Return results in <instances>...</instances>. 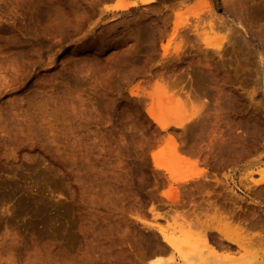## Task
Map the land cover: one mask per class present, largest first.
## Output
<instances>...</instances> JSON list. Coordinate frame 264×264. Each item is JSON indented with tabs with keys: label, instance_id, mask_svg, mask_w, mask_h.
Masks as SVG:
<instances>
[{
	"label": "rangeland",
	"instance_id": "rangeland-1",
	"mask_svg": "<svg viewBox=\"0 0 264 264\" xmlns=\"http://www.w3.org/2000/svg\"><path fill=\"white\" fill-rule=\"evenodd\" d=\"M109 1L0 0V264H264V0Z\"/></svg>",
	"mask_w": 264,
	"mask_h": 264
},
{
	"label": "bare ground",
	"instance_id": "bare-ground-1",
	"mask_svg": "<svg viewBox=\"0 0 264 264\" xmlns=\"http://www.w3.org/2000/svg\"><path fill=\"white\" fill-rule=\"evenodd\" d=\"M225 1H226V0H225ZM229 1H230V0H229ZM242 1H244V0H232V4H234V5H232V6H233V9H234V13H235V15H237L238 18H239L240 16H242V15H243V16L246 15V14L244 15L243 12H242V11H244V9L246 8V7L244 8V6H243V4H242ZM245 1H246V0H245ZM155 2H157V1H156V0H138V1H132V2L129 1V2H128V1L121 0V1H120L116 6H114V7H110L109 5H104L103 8H104L105 11H110V10H114V11H124V10H129V9H131V8H133V7H136V6H145V5L153 4V3H155ZM227 2H228V0L226 1V3H225V2H224V3L228 5L229 2H228V3H227ZM244 3H246V2H244ZM227 5H226V6H227ZM230 5H231V2H230ZM230 5H229V7H227V8L229 9V10H227V11H231V12H232V10H231L232 7L230 8ZM236 5H239V6H240L239 8H241V9L244 8V9H243V10L238 9V8H236V7H238V6H236ZM246 5H247V3H246ZM257 7H259V6H257ZM58 9H59V8H58ZM76 9H77V8H76ZM254 9H256V8H254ZM59 10H60V9H59ZM77 10H78V9H77ZM46 11H47V10H46ZM60 11H61V10H60ZM209 11H210V9H209ZM245 11H248V12H245V13H247V15H248V19H252V18H249V16L252 15V14L249 15V12H251V11H249V10H245ZM61 12H62V11H61ZM231 12H230V13H231ZM211 13H213V11H210V14H211ZM251 13H253V9H252V12H251ZM57 14L59 15V13H57ZM232 14H233V13H232ZM212 15H216V14L213 13V14H211V16H212ZM235 15H234V16H235ZM216 16H217V15H216ZM216 16H214V18H215ZM243 16H242V18H243ZM244 19H245V18H244ZM244 19H240V20H244ZM246 19H247V18H246ZM211 20L213 21V18H212ZM216 21H218V20H216ZM216 21L214 20L213 23L215 24ZM249 21H250V20H249ZM251 21H253V19H252ZM251 21H250V22H251ZM214 24H212V26H213ZM250 24H251V23H250ZM252 24H253V23H252ZM175 26H176V25H175ZM216 26H218V24H217ZM216 26H213V28L216 27ZM218 27H219V26H218ZM176 28H177V27H176ZM176 28H175L173 31H176ZM214 29H215V28H214ZM216 29H217V27H216ZM220 29H221V26H220ZM220 29H219V30H220ZM223 29H225L224 26H223ZM223 29H221V30H223ZM219 30H218V31H219ZM215 31H217V30H215ZM256 32H257V31H256ZM252 34H253V32H252ZM258 34H259V36H260V38H261V35H262V34H261L259 31L257 32V35H258ZM260 34H261V35H260ZM231 35H232V34H231ZM231 35H228V36H226V37L223 36V37H224V38L222 37L223 39H222V38H219V39H221L222 41L225 40L224 42H227V43H229V44H231L232 42H233V43L235 42V44H236V42H237V44H238V40L233 39V38L231 37ZM244 35H245V34H244ZM232 36H234V35H232ZM245 36H246V35H245ZM259 36H258V38H259ZM238 37H239V36H238ZM238 37H237V38H238ZM255 37H256V39H257L256 34H255ZM263 37H264V35H263ZM234 38H235V37H234ZM244 38H245V37H244ZM260 38H259V39H260ZM246 39H247V37H246ZM262 39H263V38H262ZM217 40H218V39H217ZM221 40H219V41H221ZM232 40H233V41H232ZM243 40H244V39H243ZM215 41H216V40H215ZM246 41H248V39H247ZM260 41H261V40H259V43H263V42H264L263 40H262L263 42H262V41L260 42ZM216 42H218V41H216ZM239 42H240V41H239ZM242 42H243L244 44H243ZM209 43H210V45H211V44L214 45L212 42H208L207 44H209ZM218 43H219V42H218ZM233 43H232V46L234 47ZM246 43H247V42H246ZM248 43H249V42H248ZM248 43H247V44H248ZM207 44H206V45H207ZM215 44H217V43H215ZM221 44H222V42L219 43V44H217L216 46H220ZM242 44H243V45H242ZM241 45H242V46H244V45H245V46H248V45L245 44L244 41H241ZM241 45L238 44L239 47H240ZM208 46H209V45H208ZM235 46H236V45H235ZM259 46H260V45H259ZM251 47H252V46H251ZM257 47H258V44H257ZM240 48H242V47H240ZM240 48H239V49H240ZM261 48H262V51H263V53H264V47L261 46ZM257 49H258V48H257ZM258 50H260V48H259ZM222 51H224L223 48H222V50H221V49H218L217 51L214 50V52H216V54L218 53L219 56H223L222 54H223L224 52L222 53ZM242 51H243V50H242ZM262 51H261V53H262ZM225 52H226V51H225ZM246 52H247V51H246ZM256 52H257V51H256ZM221 53H222V54H221ZM263 53H262V54H263ZM225 54H226V53H225ZM251 54H252V52H251ZM262 54H261V55H262ZM248 56H251V55L249 54ZM246 57H247V56H245V58H246ZM205 59H207V57H206ZM248 59H249V57L247 58V60H245L246 63H247V62L249 63ZM249 60H250V59H249ZM246 63H245V64H246ZM248 63H247L246 65H248ZM204 65H206V64H204ZM208 66H209V65H208ZM208 66L206 65L207 69H208ZM222 66H224V65H222ZM244 66H245V65H244ZM220 67H221V66H220ZM209 68H210L211 70L203 71L204 73L202 72V73L200 74V76L198 77L199 80H200L201 82L203 81V83H204L205 81H207V80H209V83H210L211 81L214 82V83H215V82H220L219 79H220L221 77L219 78V77H218L219 75L215 73L217 70H214V71H213L214 68L212 69L210 66H209ZM219 69H220V68H219ZM219 69H218V71H219ZM223 69H224V67H223ZM226 69H227V68L225 67L224 70H226ZM234 69H236L235 71H236V73H237L238 68H234ZM243 69H244V68H243ZM255 69H258V68L255 67ZM255 69H254V70H255ZM204 70H206V68H205ZM221 70H222V67H221ZM228 70H231V71H232L231 68H230V69H227V72H226V71H223L224 73H225V72L227 73V75H228L227 77H229L230 75H232V74H228ZM245 70H246V69H245ZM247 70L249 71V66H248ZM252 70H253V69H251L250 71H252ZM200 71H201V70H200ZM238 71H240V70H238ZM255 71H256V70H255ZM229 72H230V71H229ZM224 73H220V74H224ZM226 73H225V74H226ZM236 73H235V74H236ZM257 73H258V71H257ZM259 73H260V72H259ZM225 74H224L223 76H225ZM220 76H221V75H220ZM223 76H222V78H223ZM230 77H231V76H230ZM217 78H219L218 81H215ZM223 79H224V78H223ZM226 79H227L226 81H225V80H223V81L227 82V81L229 80L228 78H226ZM220 80H222V79H220ZM221 82H222V81H221ZM221 82H220V83H221ZM210 84H211V83H210ZM221 84H222V83H221ZM219 90H221V88H220ZM222 92H224V88L222 89ZM191 103H192V101H191ZM202 106H203L204 109H206V108H210V107H209V106H210V103H209V102H203ZM258 106H259V105H258ZM221 107H223V106H221ZM259 107H260V106H259ZM259 107H258V110L260 109ZM218 108H220V107H218ZM201 109H202V107H201ZM220 109H224V108H220ZM208 110H209V109H207L206 111H208ZM216 110H217V109H216ZM206 111H204V112H206ZM217 111H219V110H217ZM221 111H222V110H221ZM221 111H220V113H218V114H221ZM223 111H224V110H223ZM198 112L201 113L200 110H199ZM202 112H203V111H202ZM204 112H203V113H204ZM254 112H255V111H254ZM196 113H197V112H196ZM200 113H199V114L197 113V114L199 115V117H202V116H203V113H202V115H201ZM256 113H257V112H256ZM197 114H196V115H197ZM209 114H210V113H209ZM209 114L206 115V116L208 117ZM216 114H217V113H216ZM223 114H224V113H223ZM248 114H249V113H248ZM152 115H153V114L150 113V116H152ZM198 115H197V116H198ZM252 115H253V114H252ZM257 115H258V114H257ZM197 116H196V117H197ZM204 116H205V114H204ZM204 116H203V117H204ZM206 116H205V117H206ZM224 116H225V115H224ZM199 117H197V118H199ZM212 117H213V116H212ZM217 117H218V116L216 115V116H215L216 119H214L215 121L217 120ZM253 117H254V116H253ZM253 117H251V118H253ZM255 117H257V116L255 115ZM221 118H222V115H221V117H220V116L218 117V119H221ZM226 118H227V117H226ZM202 119H203V118H202ZM222 119H223V118H222ZM222 119H221V120H222ZM245 119H247V118L245 117ZM259 119H260V118H259ZM259 119L255 120V121H258ZM263 119H264V118H263ZM190 120L192 121L193 119L190 118ZM190 120H189V121H190ZM195 120L197 121V119H195ZM195 120H193V121L195 122ZM243 120H244V118H243ZM247 120H248V119H247ZM253 120H254V119H253ZM198 121H199V120H198ZM200 121H202V120L200 119ZM200 121L198 122L199 124H200ZM203 121H204V119H203ZM211 121H212V120H211ZM215 121H214V122H215ZM228 121H229V120H228ZM245 121H246V120H245ZM248 121H249V120H248ZM251 121H252V120H251ZM194 122H193V123H194ZM219 122H220V120H219ZM222 122H223V121H222ZM229 122H230V121H229ZM182 123H183V124H182ZM184 123H186V122H183V121H182L180 124H179V123H178V124H179L180 126H181V124H182L183 126H185V130H186V128L188 129V126L186 127V125H189V123H190V125H191L192 122H189V123L186 124V125H184ZM204 123H205V121H204ZM204 123H203V125H201V126H204L203 129L205 130V126H206V128H207V125H204ZM206 123H207V122H206ZM206 123H205V124H206ZM209 123H210V122H209ZM216 123H218V121H217ZM238 123H239V122H238ZM243 123H244V121H242V123L240 122V125H244ZM246 123H247V121H246ZM251 123H252V122H250L249 124H251ZM255 123H256V122H255ZM253 124H254V123H253ZM259 124H260V123H259ZM263 124H264V121H263ZM213 125H214V124H213ZM218 125H219V124H218ZM261 125H262V124H261ZM214 126H215V125H214ZM216 126H217V125H216ZM219 126H220V125H219ZM219 126H217V127H219ZM230 126H231V125H230ZM232 126H233V125H232ZM245 126H246V124H245ZM248 126H249V125H248ZM161 127H162V128H165L166 125L162 124ZM198 127H199V126H198ZM243 127H244V126H243ZM246 127H247V126H246ZM246 127H245V131H246ZM183 128H184V127H183ZM189 128H190V127H189ZM213 128H214V127H213ZM215 128H216V127H215ZM232 128H233V127H232ZM247 128H249V127H247ZM200 129H201V131L203 130L202 128H200ZM200 129H199V130H200ZM210 129H211V128H210ZM216 129H217V128H216ZM263 129H264V128H263ZM204 130H203V131H204ZM248 130L250 131V128H249ZM248 130H247L246 132L249 133ZM252 130H255V127H254ZM245 131H244V132H245ZM261 131H262V130H261ZM214 132H215V131H214ZM248 133H245V134H248ZM251 133H252V132H250V134H251ZM253 134L255 135V133H253ZM256 134H259V133L257 132ZM221 135H222V134H221ZM221 135H220V136H221ZM237 136H239V135H237ZM243 136H244V135H243ZM206 137H207V136H206ZM211 137H212V136H211ZM215 137H216V136H215ZM215 137H214V138H215ZM222 137H223V136H222ZM233 137H234V136H233ZM214 138H213V141H214ZM220 138H221V137H220ZM220 138H219V141H220ZM244 138H245V137H244ZM223 139H224V137H223ZM231 139L233 140L234 138H231ZM231 139L229 138V142L231 141ZM236 139H237V138H236ZM240 139H242V137H241ZM211 140H212V139H211ZM217 140H218V139H216V143H218V144L220 145V142H221V141L218 142ZM250 140H251V138H250ZM213 141H211V142L213 143ZM226 141H227V137H226ZM236 141H237V143H238V141H240V140H236ZM254 141H255V140H254ZM209 142H210V141H209ZM222 142H223V141H222ZM222 142H221V143H222ZM227 142H228V141H227ZM216 143H215V147H216ZM225 143H226V142H225ZM225 143H224V144H225ZM231 143H232V142H231ZM233 143H234V142H233ZM239 143H240V142H239ZM210 144H211V143H210ZM218 144H217V145H218ZM224 144H223V146L225 147ZM235 144H236V143H234V146L237 145V144H236V145H235ZM250 144H251V141H250ZM212 145H214V144H212ZM221 145H222V144H221ZM242 145H243V144H242ZM244 145H245V144H244ZM244 145H243V149H246L247 151H249V150H250V151L253 150V149L251 148V146H254V145H251L250 147L248 146L250 149H249V148H248V149H247V148H244V147H246V145H245V146H244ZM175 146H176V145H175ZM177 146H178V145H177ZM227 146H228V145H227ZM229 146H230V145H229ZM229 146L227 147L228 149H229ZM238 146L240 147V145H238ZM178 147H180V146H178ZM218 147H220V146H218ZM224 147H223V148H224ZM220 148L222 149V147H220ZM227 148H226V150H228ZM236 148H237V147H236ZM179 149H180V148H179ZM240 149H241V148H240ZM240 149H239V150H240ZM223 150H225V149H223ZM223 150H220V151L224 152ZM229 150L231 151V149H229ZM233 150H236L237 153H238V150H237V149L234 148ZM255 150H256V149H255ZM218 151H219V150H218ZM241 151H242V149H241ZM243 151H245V150H243ZM243 151H242V152H243ZM250 151H249V152H250ZM222 152H220V153H222ZM245 152H246V151H245ZM234 153H235V152H234ZM237 153H235V155H234L235 158H236ZM240 153H241V152H240ZM243 153H244V152H243ZM244 154H245V153H244ZM238 155H239V157H240V154H239V153H238ZM238 155H237V156H238ZM241 155H242V154H241ZM220 156H221V155H219V157H220ZM242 156H243V155H242ZM152 157H153V160H154V165H155V167L160 168V169H162V170H165L166 172H170L169 167L164 166V165H161V164L159 163V161L157 160L155 154H153ZM222 157H223V155H222ZM223 158H224V157H223ZM223 158H221V161H223ZM237 158H238V157H237ZM224 159H225V158H224ZM221 163H222V162H221ZM223 163H225V162H223ZM200 175H201V173L197 174L195 177L198 178ZM191 178H194V177H191ZM188 180H189V178H186V179H183L182 182H186V181H188ZM253 183H254L255 186L263 185V184H264V169L260 171V178L257 179L256 181H253ZM254 185H253V186H254ZM253 186H252V187H253ZM261 187H262V186H261ZM261 189H262V188H261ZM263 189H264V188H263ZM259 191H260V190H259ZM262 191H263V190H262ZM259 194H260V192H258L257 195L259 196ZM263 195H264V194H262V196H263ZM6 197H7V196H6ZM263 197H264V196H263ZM2 198L5 200L4 197H2ZM2 201H3V200L1 199V200H0V203H1ZM28 202H29V201H28ZM28 202H27V203H28ZM234 202H235V201H234ZM23 203H24V202H23ZM232 206H233V205H232ZM251 206H252V205H251ZM251 206H250V207H251ZM219 207H220V206H219ZM243 207H244V206H243ZM222 208H223V207H222ZM226 208H228V207H226ZM22 209H23V208H22ZM19 210H21V209H19ZM19 210H17V211H19ZM235 210H236V209H235ZM235 210H234V211H235ZM247 210H248V209H247ZM21 211H22V210H21ZM21 211H20V212H21ZM232 211H233V210H232ZM234 211H233V212H234ZM249 211H251V210H248V212H249ZM252 211H253V210H252ZM252 211H251V214H249V213H250V212H249V213L247 214V216H248V215H249V216H250V215L252 216ZM20 212H19V213H20ZM223 212H224V211H223ZM225 212H226V211H225ZM228 212L230 213V211H228ZM243 212H244V211H243ZM243 212H242V213H243ZM246 212H247V211H246ZM246 212H245V213H246ZM254 212H255V211H254ZM217 213H218V211H217ZM217 213H215V214H217ZM220 213H221V214H220ZM220 213H218V214H220L219 217H218V219L221 220V221H223V222H224L223 225L226 224V226H227V225L230 226V225L232 224V218L236 217V215L234 216L235 213L232 214L234 217H231V215H230V216H229V215L227 216V215H225V214L222 213V212H220ZM226 213H227V212H226ZM229 213H227V214H229ZM231 213H232V212H231ZM257 213H258V212H256L255 214H257ZM218 214H217V215H218ZM255 214H253L254 216H252L251 218H254V217H255ZM243 215H244V214H243ZM182 216H183V215H182ZM185 216H186V215H185ZM239 216H240V213H239ZM247 216H245V217H246V220H248V219H247ZM256 216H257V215H256ZM258 216H260V215L258 214ZM241 217H244V216H241ZM160 218H161V217H160ZM251 218L249 219L250 221H251ZM259 218H260V217H259ZM262 218H263V217H262ZM255 219H256V218H255ZM254 221H255V220H253V222H254ZM239 222L242 223V221H239ZM243 222H244V221H243ZM251 222H252V221H251ZM253 222H252V224H253ZM233 223H234V221H233ZM235 223H236V222H235ZM254 223H256L255 225H258V224H257V221L254 222ZM242 224H243V223H242ZM243 225H244V227L246 228L245 223H244ZM263 225H264V223H263ZM229 226H228V227H229ZM234 226H235L234 229H235L236 233L244 232V230L247 229V228L244 229V227H242V226L240 225V223H239V224H235ZM249 226H251V224H250ZM249 226H247V227H249ZM260 226H261V223H260ZM263 227H264V226H263ZM192 228H193V227H191V229H192ZM197 228H198V227H197ZM225 228H226V227H225ZM256 228H257V227H256ZM231 229H232V228H231ZM248 229L250 230V228H248ZM259 229H262V228L260 227ZM217 230H218V229H217ZM251 230H252V229H251ZM254 230H255V229H254ZM159 231H160L161 234H163V235H162V240H163V242H165V244H166L170 249H172L173 251H179V249H178V247H179V241L176 240V239H173V238H171V237H169V236H167V235H165V234L163 233V230H162V229H160ZM247 231H248V230H247ZM247 231H246V232H247ZM248 232H249V231H248ZM262 232H263V231H262ZM262 232H261V233H262ZM158 233H159V232H158ZM205 233H206V232H204L202 238H203L204 240H207V235H206ZM261 233L257 234V236H255V239H256V241H257V242H256L257 245L260 246V247L262 248V247H263V244H264V243H263V240H264V235H263V234H264V233H263V234H261ZM207 234H208V233H207ZM243 235H244V234H243ZM250 235H251V234H250ZM250 235H248V236H250ZM241 236H242V235H241ZM238 237H239V236H238ZM250 237H251V236H250ZM252 237H253V236H252ZM252 237L249 238L248 240L251 239L252 241H254V238L252 239ZM246 238H247V237H246ZM257 238H258V239H257ZM233 239H234V238H233ZM243 239H244V238H243ZM236 240H237V239H236ZM239 240H240V239H239ZM241 240H242V239H241ZM251 240H250V241H251ZM239 242H240V241H239ZM236 243H237V242H236ZM248 243H250V242H248ZM254 243H255V242H252L250 245L247 244V243H246V244L249 245V246H251V248H252V246H253L252 244H254ZM234 244H235V242H234ZM242 244H245V243H242ZM166 245H165V246H166ZM167 246H166V247H167ZM241 246H242V245H241ZM241 246H240V247H241ZM245 246H246V245H245ZM249 246H248V247H249ZM169 248H168V249H169ZM163 249H165V248H163ZM262 249H263L262 252H263V256H264V247H263ZM165 250H167V248H166ZM248 250H249V249H248ZM252 250H254V248H252ZM252 252H253V251H252ZM250 254H251V253H250ZM252 254H253V253H252ZM184 258H185V257H184ZM218 260H219V259H218ZM157 262H158V260H157V259H154V263H157ZM221 263H222V262H221Z\"/></svg>",
	"mask_w": 264,
	"mask_h": 264
},
{
	"label": "crops",
	"instance_id": "crops-1",
	"mask_svg": "<svg viewBox=\"0 0 264 264\" xmlns=\"http://www.w3.org/2000/svg\"><path fill=\"white\" fill-rule=\"evenodd\" d=\"M121 0H111V1H109V2H107V4L110 6V7H114V6H116L119 2H120ZM124 1H138V0H124ZM109 12H115L114 10H110ZM156 257H154L153 259H155ZM152 259V260H153Z\"/></svg>",
	"mask_w": 264,
	"mask_h": 264
}]
</instances>
